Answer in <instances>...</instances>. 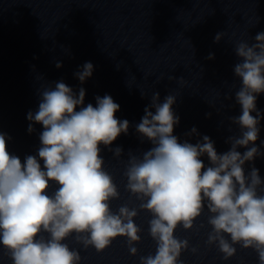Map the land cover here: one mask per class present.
Instances as JSON below:
<instances>
[{
	"label": "clouds",
	"instance_id": "clouds-1",
	"mask_svg": "<svg viewBox=\"0 0 264 264\" xmlns=\"http://www.w3.org/2000/svg\"><path fill=\"white\" fill-rule=\"evenodd\" d=\"M223 35L218 33L215 42ZM234 50L239 62L233 71L241 82L235 101L241 113L229 120L239 135L227 137L230 148L223 153L207 135L195 144L181 142L174 135L180 122L173 111L176 96L160 102L155 92L135 126L141 142L152 146L124 158L122 147L110 146L128 133L130 122L117 118L120 105L110 95L96 96L95 106H85L83 87L75 92L63 81L54 87L42 84L38 110L27 113L29 133L34 124L42 125L37 153L22 161L8 150L11 137L0 132V247L11 264H81V248L103 253L121 237L129 254L138 256L141 212L149 214L147 232L155 250L139 255V264H184L182 254L195 255L199 246H190L176 232L194 227L208 229L204 243L215 246L223 260L234 257L239 245L264 264V179L255 166L245 168L264 156L256 145L264 119L256 104L264 93V32L251 44L238 41ZM93 68L86 62L74 75L83 84ZM185 135L200 134L193 127ZM102 145L115 163L106 165ZM121 199L114 210L113 201ZM202 216L206 221L197 226ZM69 239L80 247H70Z\"/></svg>",
	"mask_w": 264,
	"mask_h": 264
}]
</instances>
